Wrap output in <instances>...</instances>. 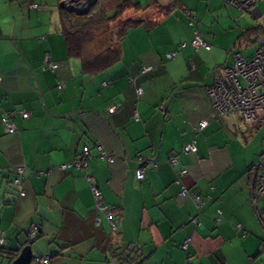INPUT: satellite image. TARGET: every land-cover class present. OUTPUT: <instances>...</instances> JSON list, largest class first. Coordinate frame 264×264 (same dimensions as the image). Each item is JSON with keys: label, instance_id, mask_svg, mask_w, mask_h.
I'll list each match as a JSON object with an SVG mask.
<instances>
[{"label": "crops", "instance_id": "1", "mask_svg": "<svg viewBox=\"0 0 264 264\" xmlns=\"http://www.w3.org/2000/svg\"><path fill=\"white\" fill-rule=\"evenodd\" d=\"M68 1L0 0V240L17 251L13 259L0 254V264L12 263L33 225L41 236L29 244L32 256L52 255L51 264H117L112 253L125 248L132 251L126 252L131 264H264V238L251 200L252 166L247 182L240 175L237 193L224 183L217 130L233 126L230 119L212 117L207 94L222 58L193 56H211L206 31L217 32L225 23L233 27L240 12L225 0H129L139 9L123 17L151 22L127 31L117 64L87 75L79 59L66 55L58 9ZM96 1L111 13L125 0ZM155 5L172 8L156 18ZM250 13L260 18L259 9ZM195 31L209 50L191 46ZM47 57L57 70L43 68ZM143 67L151 70L142 73ZM111 106L116 109L110 114ZM21 111L29 116L22 118ZM5 115L16 128L13 134L5 132ZM202 121L207 126L199 131ZM190 143L196 152L183 153ZM95 144L118 157L116 163L97 159ZM84 146L90 154L83 169H57L79 157ZM139 158L145 160L142 180L135 176ZM18 167L20 186L11 184ZM87 177L117 216L116 233L95 210ZM233 194L241 198L242 218L227 209Z\"/></svg>", "mask_w": 264, "mask_h": 264}, {"label": "built area", "instance_id": "2", "mask_svg": "<svg viewBox=\"0 0 264 264\" xmlns=\"http://www.w3.org/2000/svg\"><path fill=\"white\" fill-rule=\"evenodd\" d=\"M77 0H73L69 3L63 2L62 5L66 7L73 6ZM228 4L234 6L238 12H257V4L264 2V0H225ZM75 4L73 7H75ZM33 9L37 8L36 4L32 5ZM262 14H260V17ZM187 17L191 18V14L187 13ZM190 24H192L190 22ZM256 47L249 58L244 57L240 53L233 54L232 61L227 66L217 67L214 70V82L212 85L207 87V94L212 105V117L221 119H230L232 126L237 125L239 122L243 123L249 130L258 129L264 126V34L260 35L256 41ZM191 46L195 49L209 50L210 46L206 44L202 39L201 35L195 31L194 37L191 41ZM182 48V46L180 47ZM175 54H168L167 59L174 58ZM44 68L50 71H55L59 68L58 64L51 62L48 57L43 60ZM151 70L150 67L141 68V72H147ZM63 85L58 86V90H61ZM142 93L141 89L137 90V94ZM116 107L111 106L108 113H114ZM28 114L22 112V118L26 119ZM5 132L12 134L15 131V127L11 122L4 119ZM207 126V122L202 121L198 124V130L202 131ZM96 151L99 154V159L112 164L114 158L107 155L102 151L101 147H97ZM183 153H195L196 148L193 143L186 145ZM89 158V149L84 147L82 149V156L79 159L74 160L71 163L64 164L58 167L59 170H70V169H82L86 163L85 161ZM140 163H144V160L139 158ZM171 164H175V161L171 159ZM143 168L135 170V176L138 180L144 178ZM250 172V185H251V200L255 207V212L259 222L264 230V154L261 155L259 162L256 166L251 168ZM23 168L18 167L16 169V176L13 179V184L18 185L21 181ZM184 172H181L183 175ZM87 182L91 183V178H87ZM95 204L97 208L106 213V208L99 205V192L91 185ZM186 190L183 189V193ZM20 196H24L23 192H20ZM192 199L199 205L200 201L196 195H192ZM107 215L112 232H116L115 218L112 215ZM240 230V226H237ZM2 241L0 240V243ZM189 240L185 241L181 246V249L186 252ZM187 263H190L191 257L187 256ZM48 264V257L33 258L31 264Z\"/></svg>", "mask_w": 264, "mask_h": 264}, {"label": "trees", "instance_id": "3", "mask_svg": "<svg viewBox=\"0 0 264 264\" xmlns=\"http://www.w3.org/2000/svg\"><path fill=\"white\" fill-rule=\"evenodd\" d=\"M155 8L157 10V16H156L157 18L159 16L167 14L171 10L172 5H168L165 7L155 5ZM128 9H133L135 12H137L139 8L137 4H133L129 0L122 1L119 4V6L111 13L105 11V9L102 6H100L96 0H86L84 4L76 5L75 7H66L65 5L62 4L59 6L58 13H59L62 33L64 37V42H65L66 55L68 58H75L80 60L81 69L83 73L87 75H96V74L104 73L112 66L117 64L121 59V49L119 43L126 35L127 31L143 24L144 22L147 23L151 22V21H144V19H141L137 15L126 18L123 17L124 12ZM189 22L192 23V20L189 19ZM22 112L24 111H21V116H22ZM5 118H7L8 122H11L9 115H5L2 120L3 126H4ZM12 125L14 126L13 123ZM15 131L13 133H15ZM98 146L101 147L102 151H104L107 155L114 158V162L111 165L115 164L118 157L114 156L113 153L108 152L105 149V147L102 146L101 144H95L93 146V149L96 153V158L99 159V154L96 151V148ZM84 147H87V149H89V154H90V148L88 146H84ZM81 156H82V151H81V155L76 159L81 158ZM88 161L89 158L85 161L86 165L88 164ZM144 164H145V160L144 163L142 162L140 164V168L144 167ZM16 169L17 168H15L14 170V177L16 176ZM72 170H77V169H70L64 171L59 170V171L64 173V172H70ZM22 176H21L20 184L22 183ZM13 179L11 181L12 185H14ZM96 190L98 191L97 188ZM99 194H100L99 205L105 207L106 213L112 215L115 218V225H116L118 221L117 216L113 215L110 212L111 209H109L105 204L101 202L100 200L101 193L99 192ZM95 210L100 211L97 208L96 204H95ZM106 213H104L105 216L107 215ZM116 232H112V233H116ZM40 236H41V229L39 225H33L29 230L25 232L24 234L25 239L23 241H20L21 243L19 244V246L24 247L26 245L32 244L34 241L39 239ZM263 245H264V241H263ZM123 250L124 251H122V253L120 254L112 253L117 260V264H131L134 258H132L130 254H126V252H132V251L129 250L128 248H125ZM16 252H17L16 250L11 249L7 245H5L3 241L0 243V254L6 255L8 257L10 256L13 259V257L16 256ZM43 257H48V264H51L52 255L41 256V257L33 256V258H43Z\"/></svg>", "mask_w": 264, "mask_h": 264}, {"label": "rangeland", "instance_id": "4", "mask_svg": "<svg viewBox=\"0 0 264 264\" xmlns=\"http://www.w3.org/2000/svg\"><path fill=\"white\" fill-rule=\"evenodd\" d=\"M257 8L262 14L260 18H255L250 12L240 13L231 20L233 27L229 28L225 23L222 28L218 26L219 31L217 32L206 31L212 39L210 45L215 52L209 56L202 51L194 54V58H222L221 66L229 65L235 53L249 58L256 47L257 38L264 34V2L258 3ZM120 45L122 47V43ZM158 66L164 67V64ZM217 131L219 133L217 144L222 147L224 156V183L237 193L242 184L240 175L244 174V182H247V170L250 166H256L261 155L264 154V126L249 130L239 122V125H235L233 128L227 129L226 126H221ZM235 194L228 200L227 209L238 213V216L242 218L245 215L240 206L241 198L232 199ZM259 229L264 238L261 226ZM242 234L246 235L244 232Z\"/></svg>", "mask_w": 264, "mask_h": 264}, {"label": "water", "instance_id": "5", "mask_svg": "<svg viewBox=\"0 0 264 264\" xmlns=\"http://www.w3.org/2000/svg\"><path fill=\"white\" fill-rule=\"evenodd\" d=\"M73 1V0H72ZM33 259L30 245L24 246L11 264H31Z\"/></svg>", "mask_w": 264, "mask_h": 264}]
</instances>
